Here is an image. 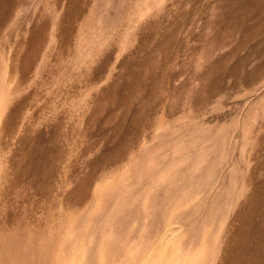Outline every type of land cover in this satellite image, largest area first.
I'll return each instance as SVG.
<instances>
[{
  "label": "rangeland",
  "instance_id": "obj_1",
  "mask_svg": "<svg viewBox=\"0 0 264 264\" xmlns=\"http://www.w3.org/2000/svg\"><path fill=\"white\" fill-rule=\"evenodd\" d=\"M0 264H264V0H0Z\"/></svg>",
  "mask_w": 264,
  "mask_h": 264
}]
</instances>
